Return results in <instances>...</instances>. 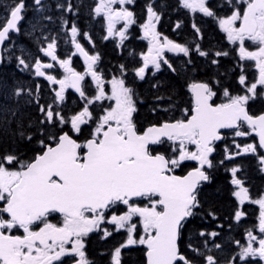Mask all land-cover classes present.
<instances>
[{
  "label": "snow or ice",
  "instance_id": "6c2138e0",
  "mask_svg": "<svg viewBox=\"0 0 264 264\" xmlns=\"http://www.w3.org/2000/svg\"><path fill=\"white\" fill-rule=\"evenodd\" d=\"M115 2L116 0H100L95 8L97 14L104 13L106 16L109 34H112V28L117 20L133 22V14L130 11L112 9L111 6ZM119 2L123 4L125 0ZM181 2L184 7L198 8L208 16L214 15L205 6V0H196L195 3L191 0ZM242 2L246 3L242 13L233 11L231 16L220 19L219 23L227 32L230 41H240L241 59L254 60L259 69V78L247 89L254 95L257 84L264 85V0ZM35 4L42 7L41 0H35ZM23 8V0H19L11 7V18L8 19L7 26L0 30V42L6 39L11 29L17 28V22L22 19ZM148 13L150 22L144 26L145 35H151L152 39L149 51L143 57L144 67L137 69L136 72L141 78L149 64L160 68L158 60L163 49L188 54L186 47L173 43L166 37L164 42L160 43L159 33L155 32V25L151 23L153 19L159 20V16L151 6L148 7ZM237 21L238 28L234 26ZM76 32L77 29L73 26V36ZM120 36L123 38L124 33L121 32ZM246 39L258 45L256 51H248L244 47ZM54 44L53 40V43L44 49L47 55L53 56ZM76 47L85 55L89 62L88 71L100 85L102 83L100 77L92 70V65L98 57L88 56L79 44H76ZM200 55L206 53L201 52ZM216 55L219 56L221 53ZM19 64L28 66L22 58L19 59ZM68 65L69 61H61V66L68 75L63 80L55 81L60 84V91L56 93L58 100H63L64 88L69 84L80 91V81L84 79ZM41 67V62L37 59L35 65L37 75H44ZM48 79L54 80L51 76ZM244 81L245 77L242 75L240 82ZM111 84L110 99L114 98L116 105L100 118L92 138L85 144L77 143L67 132L61 134L58 140L51 136L49 139L55 142V147H47V150L42 155H37L32 162L20 161L17 170L6 167L17 162L16 156L0 157V201H5L0 213H7L10 217L4 219L0 216V264H64L62 258L75 257L79 259H74V264H88L82 251L84 244L81 238L99 227L104 219L103 210L116 202L128 206L127 213L111 217L110 222L114 223L117 229L124 228L134 214L141 218L145 235H142L139 241L135 240L132 233L136 226L132 225L127 228L126 243L146 245L147 264H180L181 261L183 264H192L180 254L177 241L183 221L192 216L193 209L199 206L198 186L202 181H208L210 177L202 167L193 169L183 177L167 173L186 159L196 160L201 166L205 164L211 166L208 156L213 151L212 142L220 139L218 130L239 127L240 121H246L258 133L260 145L264 147V114L255 118L249 115L245 109V104L250 99L248 95L230 97L229 103L213 107L208 103L213 94L208 85L193 84L190 87L194 93L195 106L190 119L166 122L159 127L152 126L141 135L137 133L133 123V113L137 109L132 90L125 87L123 80L114 78ZM22 93L23 89L18 88L14 94L19 97ZM80 94L84 96L83 91H80ZM225 94L227 95V92ZM102 97L104 90L101 87L93 99L100 100ZM88 103L92 101L89 100ZM40 111L45 117L41 123L54 124L56 118H59L61 124L68 123L60 112L53 110L52 105H48L47 108L41 106ZM12 115H15V110H12ZM85 117H90L87 106L71 117L73 131L80 132L81 125L87 122ZM111 122H115V126H112ZM105 126L107 130H104ZM21 127L18 124V128ZM19 134L23 136L24 132L21 130ZM245 134L236 132L237 136ZM163 137L174 144L179 141L178 159H169L164 153L153 154L150 150V145L162 143ZM28 139L31 140L30 135ZM186 142L195 144L197 152H189L185 147ZM79 149L86 151L81 154ZM175 151L177 149L173 148V152ZM244 151H255V148L248 145ZM232 171L235 173L236 169ZM232 183L239 185L241 181L233 179ZM235 195L246 197L247 190L241 188ZM141 196L149 199L150 206L136 207L130 203L131 197ZM255 203L259 204L261 209L259 228L261 233H264V198ZM55 212L63 215L62 226L47 222L49 214ZM89 213L91 215H88ZM242 215V212L237 211L236 219L239 220ZM36 221L43 224L39 231H33L31 228ZM17 226L23 229V235L5 234L4 230H11ZM104 235L108 236L110 233L105 231ZM248 239V246L241 247V259L246 256H258L264 260V238L259 239L258 248L253 247L252 241L256 240V236L252 235L251 231L248 232ZM69 243L71 247H65ZM125 246L121 245L115 249L113 264H120L121 248ZM206 264H217V261L212 255H208Z\"/></svg>",
  "mask_w": 264,
  "mask_h": 264
},
{
  "label": "trees",
  "instance_id": "16d2710c",
  "mask_svg": "<svg viewBox=\"0 0 264 264\" xmlns=\"http://www.w3.org/2000/svg\"><path fill=\"white\" fill-rule=\"evenodd\" d=\"M94 1L70 0V3L67 1V4L60 5L56 0H44L42 7L27 3L17 30L8 36L0 62V157L16 156L17 162L11 165L15 168L19 169L20 161L31 162L46 145H53L55 142L49 139L51 136L58 138L61 133L67 132L77 141L80 140L71 131L70 119L83 111L85 106L90 113V117L85 119L90 122L82 125V136L87 137L91 125H98L106 108L110 107L112 100L109 101V89L114 78L123 80L125 87L134 94L137 111L133 113V121L138 131L162 122L186 119L192 108L190 86L194 83L208 82L212 89L216 85H224L226 88L223 90L233 95L232 91H239L236 89L239 75L235 59L237 55L234 50L222 45L214 17H205L202 25L198 26L195 22L192 27L188 12L178 0H157L153 7L161 17L160 31L168 39H174L186 47L188 54L181 52L169 57L167 63H163L156 72L147 69L141 78L136 72L143 64L146 51L142 35L130 29L124 38L127 42L122 46L106 40L101 25L91 28L94 26L91 23ZM18 2L0 0V27L11 7ZM149 6H152L151 0H138L139 23L147 19ZM65 22L75 23L78 28L76 39L89 55L98 57L94 71L105 87L104 97L100 100L93 99L100 86L91 78H85L80 85L84 96L69 84L64 88L63 100H58L56 92L59 83L55 81L64 79L66 70L56 67L45 71V75L36 74V60L42 56V47L52 39L57 41L58 58L69 61V67L78 73L84 69L71 44L70 33L63 27ZM201 52L206 55H200ZM217 53L222 56L218 57ZM21 58L27 67L19 64ZM49 76L54 80L50 81ZM18 88L23 89L19 97L14 94ZM220 92L216 91V96ZM89 100L92 103L89 104ZM256 102V107L260 108L249 105L250 114L264 110V103L259 98ZM48 105H52L55 112H60L68 123L61 124L59 118L54 124L41 123L45 117L40 108H47ZM12 110H15L14 116ZM18 124L22 127L18 128ZM240 129L246 134L237 136L224 132L223 140L216 143L208 157L211 166H203L210 179L198 187L199 206L193 209L192 216L183 221L178 248L180 254L192 264H206L208 255H212L217 264H264L261 259L240 257L245 238L254 229L249 218L252 220L255 216V209L250 204L244 205L245 217L249 218L236 219L239 202L234 193L238 185L232 181L240 180L239 185L246 188L250 199L256 198L264 190V173L259 160L263 152L256 146L255 153H244L242 149L255 143V137L243 124ZM21 130L23 136L19 134ZM29 135L31 140L28 139ZM41 141L44 143L41 144ZM173 148V142L162 140V143L151 146V151L164 153L171 159L178 151L175 148L177 151L173 152ZM194 166L196 163L192 161L182 162L173 171L181 175ZM232 169H236V172ZM212 233L217 235L213 236ZM144 250L142 244L126 250L123 263L144 264Z\"/></svg>",
  "mask_w": 264,
  "mask_h": 264
},
{
  "label": "flooded vegetation",
  "instance_id": "af4514ba",
  "mask_svg": "<svg viewBox=\"0 0 264 264\" xmlns=\"http://www.w3.org/2000/svg\"><path fill=\"white\" fill-rule=\"evenodd\" d=\"M43 1L44 0H41V2H43ZM67 1L70 3V0H56V2H58L60 5H61V3L67 4ZM178 1H179L180 5L184 8V10L186 9L185 11L188 12V15L190 17L189 18L190 19V23H191L192 27L195 25V22H197L198 26L202 25L205 17H214V19L216 20L217 29H218L219 33L221 34V41L223 43L222 45L226 46L228 49L234 50L236 55H237V58H235V59L238 62L239 75L237 77L238 80H237L236 89H239V91L238 92L237 91L236 92L232 91L234 93V95L233 94H229V92H227L228 90H223L224 88H226V86H224V85H216V88L212 89L211 85L208 82H200V83L207 84L209 89H210V91L213 93L212 96H211V104L212 105L226 104V103H229V98L230 97L248 95L250 97V99L245 104L248 113L250 112L249 109H248L249 105H252V106H254V108L259 109L260 107H256V106H258V102H256V101L259 98L262 101V103H264V85L257 84L256 92H255L254 95L252 93H249L248 90H247L249 87H251L252 84L256 83L257 79L259 78V69L256 67V63H255L254 60H248V59H243L242 60L241 59L240 54H239V49H240V46H241L240 41H238V40L237 41H230L228 39L227 32H225L221 28L220 23H219L220 19H226L229 16H231L233 11H239V12L242 13L244 7H246V3H243L242 0H205V6L207 8H209V10H211L214 13L213 16H208V15L204 14L203 12H201L198 8H187V7H184V5L181 2V0H178ZM156 2H157V0H151V3H152L151 7H152L153 11L159 16V20L153 19V20H151V23L155 25V32L159 33L158 39H159L160 43H163L165 36L162 34V32L159 29L160 24H161V17L158 14V12L154 10V7H153V6H155ZM23 3H24V8H23L22 11H24L25 5L27 3H31L32 5H36L35 4V0H24ZM99 3H100V0H95L94 1L92 14H91V23L94 26H91V28L95 29V28H98V26L101 25V28H102V30H103V32L105 34V37H107L106 40L110 39V40L114 41L115 44L118 45V46H122L123 44H125L127 42V41L125 42V40H124V38H125V36L127 34V31H130V29H134L137 32H139L138 34L142 35V38L145 41L146 50H149L150 41L152 39L151 35L146 36L145 35V31L142 30V28L146 25V23L148 24L150 22L149 21V13L147 12V19H145L144 23H142V24L139 23V21H138L139 14H138V9H137L138 0H125V3H123V4H121L119 2V0H116V2L112 4L111 7L115 11H120L122 9H126L127 11H130L133 14L132 15V21H133L132 23H127V21L123 20V19L117 20L115 22L113 28H112V34H109V31H108V20H107L106 16L104 15V13L97 14L95 12V8H96V6ZM9 15H10V12H9L6 20L4 21V23L1 25L0 29L6 23ZM21 16H22V12H21ZM73 26L76 27L75 23H66L65 22V24H63V27L66 30H68V32L70 33L71 44L73 45L74 49H75L76 44H79L83 48V46L80 44V42L76 39L77 35H78L77 34L78 33V28L77 27H76V29H77L76 35L73 36V33H72ZM234 26L238 28L239 27V21L235 22ZM17 27H18V25H17ZM16 30H17V28H16ZM12 32H14V31H12ZM121 32L124 33L123 38L120 36ZM148 39H149V42L147 41ZM7 40H8V37H7L6 41ZM53 40L55 41V44H54V48H53L52 51H53V56H55V59H53V56L47 55L46 51H44V49L48 48V45L50 43H53ZM168 40H171L173 43L179 44L178 41H176L174 39H168ZM6 41L4 42V45L2 47V51H3V48L5 46ZM88 41L91 42V40H89V39H88ZM56 42H57L56 39H52L50 42H48L46 44L45 47H42V56H41V58L39 60H40L41 65H42L40 70L44 73V75L47 74V72H45V71L52 70V69H54L56 67H58V68H60L62 70L65 69L64 67L61 66V61H64V60L62 58H58V46L56 45ZM179 45H181V44H179ZM244 47L248 51H254V50L256 51L258 45H256L254 42L246 39L245 42H244ZM145 52H144V54H145ZM180 53L181 52L169 51L167 48L163 49L161 57L158 60V62L160 63V67L164 63V61H168L169 57H171L173 55H178ZM144 54H143V57H144ZM220 56H222V54L219 55L218 57H220ZM96 63H97V60L95 61L94 65H93V68H92L93 71H94V68L96 66ZM142 63L143 64H142L141 67H144V59L143 58H142ZM35 65H36V63H35ZM44 65H51V67H45ZM83 65H84V69L79 74H81L84 77V79L85 78H89V79L91 78V80L94 81L95 84L97 85V82L92 77L91 72L88 71V69H87L85 64H83ZM68 66H70V62H69ZM141 67H139V68H141ZM147 69H149V70H151L153 72H156L159 68L157 69L154 65L149 64L145 68V70H147ZM73 71L76 72L75 69H73ZM67 75H68V73H65V76H67ZM242 75L245 77L244 83L240 82V77ZM82 81H80V85H81ZM99 86H100V88L102 87L103 90L105 89V87L103 86V83H101ZM218 90L222 91L223 93L220 92L219 95L216 96V91H218ZM109 91H110V89H109ZM226 92H227V95L225 94ZM230 95H233V96H230ZM113 105L114 104H113V100H112L111 103L109 104L110 107L106 108V110L104 111L102 116H104L106 114V111H108V109H110ZM192 106H193V101H192ZM262 113H264V110H260V111H257L256 113H251V114L249 113V114L251 116H258L259 114H262ZM88 123H89V121H87L85 124H88ZM111 123H112V125H115V122H111ZM133 123H134V121H133ZM239 124H240V126L237 127L236 129L222 131L221 134H222L223 137H222L221 140H223V138H224V132H231V134H234V135H236L237 131L242 132L241 129H240L242 124L246 127V129L250 130V132L254 135L253 130L249 129L246 126L245 122L240 121ZM82 125H81L80 132H75L71 128L72 133L74 135L80 137V140H78V141L76 139L75 140L81 145L85 144V142L87 140L91 139L92 138V134H93V131H92L93 128H91V131L88 132L87 137L86 136L83 137L82 136ZM106 127L107 126H105V128ZM94 128L96 129V127H94ZM143 130L142 131H138L136 129L138 134H141L143 132ZM254 137H255V143L252 142V143H250L248 145H252L255 149H257L256 146L259 147L258 139L256 138L255 135H254ZM57 140H58V138H57ZM166 141H169V140H166ZM216 143H218V142H213L211 144V147L213 149H214ZM244 149H242V151L244 153H247V151H244ZM150 150H151V146H150ZM79 151L81 152V154H83V152H85L86 150L85 149H79ZM248 152L255 153L254 151H248ZM262 152H263V154L259 157V160L261 161L260 166H261V169H262V171L264 173V151H262ZM153 154H156V153H153ZM210 154L211 153H209V155ZM181 163L182 162H180L179 165ZM198 164L199 163H197L196 165H198ZM179 165H178V167H179ZM205 165H203V166H205ZM6 167H9L12 170H17L18 169V168H15V167L11 166V165H6ZM172 169H176V168H172ZM191 169H189V170H191ZM247 195H248V193H247ZM155 198H158V197H155ZM261 198H264V190L256 198L250 199V197L248 195V200L247 201L242 202V203H240L238 201L239 202V210L238 211L243 213V215L240 217V219L244 218L245 214H246V212L243 210V206L244 205L250 204L255 209V212H254L255 216L252 217V220L248 217L249 220H250L249 222H252L254 224V226H253L254 229L251 232H256L257 231V227H258V224H259V215H260L259 210L260 209L256 205L255 201L260 200ZM130 203L133 206H136V207L150 206L149 199L147 197H143V196L137 197V198H131L130 199ZM4 204H5V201H0V208H2L4 206ZM253 207H251V208H253ZM103 212H104V219L100 222L99 227L94 229L92 232H89L86 236L81 238L82 242L84 244V247H83L82 251L85 253V259L88 262V264H113L112 257H113L115 249L119 248L121 245H126L125 247L121 248V252H120V264H126V263H123L125 251L129 250L130 248L137 247V246L140 247V245H141L139 243L138 244L137 243L136 244H131V245H128L126 243L127 242V238H128L127 228L132 226V225L136 226L134 231H133V233H132V236H133V238L135 240L139 241L140 237L142 235H145L143 224L141 222V218L139 217L138 214H134V215L131 216L130 220L126 222V226L124 228L117 229L116 225L114 223L110 222L111 217L113 215L120 216V215H123V214L127 213L128 212V206L124 205L122 202H116V203L112 204L109 208L104 209ZM88 215H91V214L89 213ZM0 216H3L4 219H10V217L7 216L5 213H0ZM245 218H247V217H245ZM63 219L64 218H63L62 214H58V213L55 212V213H50L49 214V216L47 217V222L52 223V224H56L58 226H62L63 225ZM41 227H43V224L40 221L34 222L33 225L31 226L33 231H39V229ZM4 231H5L6 235L7 234H10V235H23L24 234L23 233V229L19 228L18 226L13 228V229H11V230H4ZM105 231L109 232L110 235L105 236L104 235ZM70 239H73V238H70ZM65 247L70 248L71 244L70 243L66 244ZM142 248L145 249L144 245H142ZM144 251H146V249ZM144 251H143V256H144V264H145V252ZM251 258L260 259V258H254V257H251ZM62 259L64 261V264H74V259H79V257L67 258V259L62 258ZM262 261H264V260H262Z\"/></svg>",
  "mask_w": 264,
  "mask_h": 264
},
{
  "label": "water",
  "instance_id": "95a60500",
  "mask_svg": "<svg viewBox=\"0 0 264 264\" xmlns=\"http://www.w3.org/2000/svg\"><path fill=\"white\" fill-rule=\"evenodd\" d=\"M11 18V16L9 15V17H8V19H10ZM8 19H7V21H8ZM7 21H6V23L4 24V26L0 29V30H3V28L4 27H6L7 26ZM19 22L20 21H18L17 22V25L19 24ZM16 30V28L15 29H11L10 30V32H12V31H15ZM8 37V36H7ZM7 37H6V39H7ZM6 39L4 40V41H2V42H0V62H1V58H2V47H3V45H4V42L6 41ZM82 48V47H81ZM83 49V48H82ZM84 50V49H83ZM75 51H76V53L79 55V57L81 58V60H82V62H83V64H85L86 65V67H87V69H88V61H87V59H86V57H85V55H83L82 53H81V51L75 46ZM84 52L86 53V51L84 50ZM87 55L88 56H91V55H89L88 53H87ZM94 65V64H93ZM93 65H92V68H93ZM195 84H204V83H195ZM191 95H192V101H193V106H192V108H191V112H190V114L188 115V117L186 118V119H184L185 121L187 120V119H190L191 118V115L193 114V112H192V109L194 108V106H195V98H194V93H193V91L191 90ZM208 103L209 104H211V97L209 98V100H208ZM212 105V104H211ZM218 105H222V104H218ZM218 105H212L213 107H216V106H218ZM245 109H246V106H245ZM247 110V109H246ZM262 114H264V113H262ZM262 114H259L258 116H253L254 118L255 117H259L260 115H262ZM250 115V114H249ZM174 122H176V121H169V122H167V123H174ZM243 122H245V124H246V126L249 128V129H251V130H253V128L246 122V121H243ZM164 123H166V122H162L161 124H158V125H151V126H148V127H146L144 130H143V132L141 133V135L149 128V127H152V126H156V127H159V126H161L162 124H164ZM112 126H115V125H112ZM237 128V126H233V127H231V128H221V129H219L218 130V132H219V135H220V139H218V140H214L213 142H219L221 139H222V134H221V132L222 131H224V130H233V129H236ZM104 130H107V127L104 129ZM64 133V132H63ZM63 133H61V134H63ZM253 133H254V135L256 136V138L258 139V144H259V147H260V149L262 150V151H264V147H262L261 145H260V137H259V135H258V133L256 132V131H254L253 130ZM60 134V135H61ZM59 135V136H60ZM59 136H58V138H59ZM101 136H102V134H101ZM73 138V137H72ZM74 139V138H73ZM75 140V139H74ZM162 140H168L166 137H163L162 138ZM212 142V143H213ZM78 143V142H77ZM86 143V142H85ZM152 145H154V144H152ZM152 145H150V146H152ZM49 146H51V145H46L45 146V148H44V150L40 153V154H38V155H42L43 154V152L44 151H46L47 150V147H49ZM51 147H55V144L54 145H52ZM86 150V149H85ZM79 151V150H78ZM37 156V155H36ZM35 156V157H36ZM35 159V158H34ZM33 159V160H34ZM32 160V161H33ZM31 161V162H32ZM197 167H202L200 164H198V165H196L194 168H192L191 170H189V171H187L186 173H184V174H176L175 172H173V169L169 172V173H167V174H169V175H175V176H180V177H183V176H186L187 174H188V172H190V171H192L193 169H195V168H197ZM204 170V169H203ZM205 171V170H204ZM206 173V172H205ZM204 182H206V181H202L200 184H202V183H204ZM199 187V186H198ZM131 198H137V197H131ZM130 198V199H131ZM56 213H58V214H61V213H59V212H56ZM7 216H8V214L7 213H5ZM188 218V217H187ZM186 219V218H185ZM178 240H179V238H178ZM177 244H178V241H177ZM144 248L146 249V251H145V264H147V256H146V253H147V246L146 245H144ZM179 249V248H178ZM182 255V254H181ZM182 262V261H181Z\"/></svg>",
  "mask_w": 264,
  "mask_h": 264
},
{
  "label": "rangeland",
  "instance_id": "374dc122",
  "mask_svg": "<svg viewBox=\"0 0 264 264\" xmlns=\"http://www.w3.org/2000/svg\"><path fill=\"white\" fill-rule=\"evenodd\" d=\"M191 2H193V3H195L196 2V0H191ZM147 24V23H146ZM142 30H144L145 31V28L143 27L142 28ZM148 42H149V39L147 40ZM148 51L149 50H146V52H145V54H147L148 53ZM255 51V50H254ZM144 54V55H145ZM239 54H240V51H239ZM60 80H63V79H60ZM58 87H59V90L57 91V92H59L60 91V84H58ZM72 87V86H71ZM74 88V87H73ZM110 95H109V101H111V100H113V106L111 107V108H113V107H115V105H116V101H115V99L114 98H111L110 99V97H112V85H111V87H110ZM56 92V93H57ZM110 108V109H111ZM110 109H108V110H110ZM86 119L88 118V117H85ZM101 118V117H100ZM90 122V121H89ZM70 124H71V119H70ZM99 124V123H98ZM94 126L95 127H97L98 125H95L94 124ZM72 128V127H71ZM91 128H93V130L92 131H94L95 130V128L91 125ZM174 144V143H173ZM185 147H186V149L189 151V152H197V147H196V145L195 144H192V143H188V142H186V144H185ZM174 148H178L179 149V141H177V142H175V144H174ZM172 158H176V159H178L179 158V151H177V153L175 154V155H173V156H171V159ZM184 162H188V161H192V162H194V163H199L198 161H196V160H183ZM183 161H180V162H183ZM195 167V166H194ZM174 168H178V165L176 166V167H174ZM241 188H244L243 186H241V185H239L238 187H237V189H236V191H235V193L236 192H239L240 191V189ZM245 189V188H244ZM234 193V194H235ZM235 197H236V199L240 202V203H242V202H245V201H247L248 200V195L246 196V197H243V198H241V197H237L236 195H235ZM256 205L258 206V208L260 209V206H259V204H257L256 203ZM259 212H261V209L259 210ZM259 217H260V215H259ZM252 235H254V236H256V240L255 241H252V244H253V247H259V239H261V238H264V233H261V231H260V228H259V224H258V227H257V231L256 232H252ZM248 243H249V239H248V235L246 236V238H245V241H244V243H243V247H247L248 246ZM138 244V243H137ZM246 257H253V256H246ZM254 258H260V257H258V256H255Z\"/></svg>",
  "mask_w": 264,
  "mask_h": 264
},
{
  "label": "bare ground",
  "instance_id": "6f19581e",
  "mask_svg": "<svg viewBox=\"0 0 264 264\" xmlns=\"http://www.w3.org/2000/svg\"><path fill=\"white\" fill-rule=\"evenodd\" d=\"M198 83H200V82H198ZM195 84V83H194Z\"/></svg>",
  "mask_w": 264,
  "mask_h": 264
}]
</instances>
